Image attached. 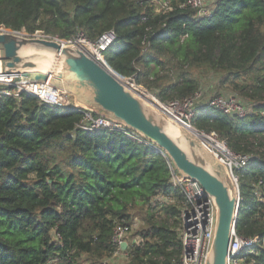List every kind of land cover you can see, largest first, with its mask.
I'll return each instance as SVG.
<instances>
[{
	"label": "trees",
	"instance_id": "16d2710c",
	"mask_svg": "<svg viewBox=\"0 0 264 264\" xmlns=\"http://www.w3.org/2000/svg\"><path fill=\"white\" fill-rule=\"evenodd\" d=\"M168 1L172 11L157 14L150 0H0V27L63 40L81 31L90 41L114 30L106 64L163 103L200 90L192 67L222 73L250 110L239 118L203 107L192 125L250 156L237 170L234 229L264 237V206L254 193L264 196V0H214L202 18L178 7L185 0ZM82 118L25 93L0 95V264H102L114 254V227L135 219L141 243L127 249V264H179V233L153 216L158 196L183 204L167 161L120 132L81 128ZM159 207L179 226L176 206ZM252 261L264 264V253Z\"/></svg>",
	"mask_w": 264,
	"mask_h": 264
},
{
	"label": "water",
	"instance_id": "95a60500",
	"mask_svg": "<svg viewBox=\"0 0 264 264\" xmlns=\"http://www.w3.org/2000/svg\"><path fill=\"white\" fill-rule=\"evenodd\" d=\"M10 76L48 81L78 105L105 114L160 149L176 172L196 182L213 203V239L203 264H226L239 195L230 187L224 166L191 132L166 120L129 82L78 46L0 34V78Z\"/></svg>",
	"mask_w": 264,
	"mask_h": 264
},
{
	"label": "built area",
	"instance_id": "2783aa9c",
	"mask_svg": "<svg viewBox=\"0 0 264 264\" xmlns=\"http://www.w3.org/2000/svg\"><path fill=\"white\" fill-rule=\"evenodd\" d=\"M154 12L167 13L173 7L170 1L150 0ZM214 0H185L179 4V8H189L196 12V18L209 15L213 8ZM145 21V18H143ZM11 32L23 37H39L43 39L55 40L63 46H78L92 53L93 57L106 65L104 52L116 41L117 35L114 30H107L100 34L95 41H90L84 33L77 31L69 39H59L36 31L28 34L24 31H11L0 27V34ZM132 89L137 91L153 107L171 123L181 126L191 132L212 154V156L224 166L227 181L230 187L239 195V180L237 170L247 166L250 156L238 154L231 151L226 143L219 139L214 132H203L196 130L192 125V119L196 112L208 107L218 110L230 116L243 118L250 107L236 94H222L205 99L201 91L183 100L170 102H160L154 95L137 86L132 78H125ZM28 94L49 107L64 110H75L83 114L79 126L85 130H104L106 132L117 131L125 135L128 139L139 144L150 145L137 133L126 129L122 124L110 119L105 114L94 116V110L78 105L74 98L67 92L55 89L48 81L29 82L17 76L0 78V95L5 97L19 98L22 94ZM159 101V102H158ZM156 153H159L168 163L169 184L172 191H176L183 199L180 210V221L178 226L179 240L181 244V255L179 264H203L206 254L210 248L215 222V209L211 199L205 194L204 190L194 181L182 177L170 164L165 154L153 146ZM261 183H258V187ZM258 200L264 205V196L259 190H255ZM170 200L169 203H177L174 199L158 196L155 200ZM132 227L126 225H116L112 231L111 243L114 247V256L120 255L129 259L127 249L141 243L140 239L132 234ZM125 244V248L122 246ZM258 253H264V237L255 236L253 238H242L234 232L226 258V264H253L252 258ZM112 255V256H113Z\"/></svg>",
	"mask_w": 264,
	"mask_h": 264
},
{
	"label": "rangeland",
	"instance_id": "374dc122",
	"mask_svg": "<svg viewBox=\"0 0 264 264\" xmlns=\"http://www.w3.org/2000/svg\"><path fill=\"white\" fill-rule=\"evenodd\" d=\"M189 75L196 81H198L199 85H200V90L204 96L205 99L213 97V96H218V95H222V94H238L237 92H234L230 89V87L228 86L227 83H223V74L222 73H214L211 72L210 70L206 69V68H197V67H192L191 69H189L188 71ZM251 82V79H247V80H239L238 83L240 84H245V83H249ZM148 94H150L151 96L153 95L150 92H147ZM159 102V101H158ZM170 200L165 201L164 199H161V205L160 203H157V206H176L179 211L181 210V205H179L178 203H173L170 204L169 203ZM264 206V205H263ZM157 207V210H155V214L154 219L157 222H164L166 224V226L175 231L176 233L178 232V225L175 226V220L173 217H171L169 214H165V211H163L164 207ZM140 225V221L138 219L134 220L133 223V227H132V234L131 236H133V232L136 228H138V226ZM86 258L83 257L82 260H84ZM129 261V259L127 260V258H125L124 256H120V255H113L110 258H106L105 260L102 261V264H127Z\"/></svg>",
	"mask_w": 264,
	"mask_h": 264
},
{
	"label": "bare ground",
	"instance_id": "6f19581e",
	"mask_svg": "<svg viewBox=\"0 0 264 264\" xmlns=\"http://www.w3.org/2000/svg\"><path fill=\"white\" fill-rule=\"evenodd\" d=\"M123 80L125 79V78H122Z\"/></svg>",
	"mask_w": 264,
	"mask_h": 264
}]
</instances>
